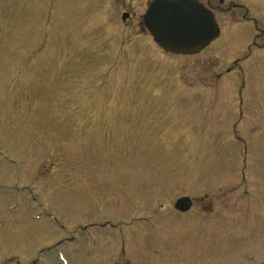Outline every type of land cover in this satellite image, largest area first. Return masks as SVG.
I'll list each match as a JSON object with an SVG mask.
<instances>
[{
	"label": "rangeland",
	"instance_id": "rangeland-1",
	"mask_svg": "<svg viewBox=\"0 0 264 264\" xmlns=\"http://www.w3.org/2000/svg\"><path fill=\"white\" fill-rule=\"evenodd\" d=\"M151 1L0 0V264L264 260V52L160 55Z\"/></svg>",
	"mask_w": 264,
	"mask_h": 264
},
{
	"label": "flooded vegetation",
	"instance_id": "flooded-vegetation-1",
	"mask_svg": "<svg viewBox=\"0 0 264 264\" xmlns=\"http://www.w3.org/2000/svg\"><path fill=\"white\" fill-rule=\"evenodd\" d=\"M197 4L204 6L206 9L211 11L214 14L218 27L220 29L219 37L213 42H220L223 45L228 46L229 49L234 50L235 52L246 51L248 54L241 58L242 61H247L251 54L264 52V18L253 13L254 9L262 10L264 8V0H247V3L242 0H190ZM212 43V44H213ZM159 48V47H158ZM162 50L161 48H159ZM164 53L166 51L162 50ZM239 62V60H237ZM240 139V138H239ZM241 142V139L239 140ZM245 145V144H244ZM244 145H241L245 147ZM245 155L243 160H245ZM243 165L241 171L242 178L247 177L246 170L248 169L246 162ZM193 202L191 200V206L186 211L190 212L193 208ZM176 209V208H175ZM177 210V209H176ZM211 211V208H210ZM184 212V211H180ZM210 214V213H209ZM212 217V215H210ZM213 223L215 227L212 228L215 232L216 227L221 231L225 232V229L228 228L229 220L226 217L219 219L218 217L213 218ZM230 226V225H229ZM201 227V226H200ZM205 228H203V232ZM222 242V240H224ZM229 236H221L219 238L212 237L210 235V240L207 243H213L212 248L215 250V257L213 260L218 261L219 263L225 261L229 258L228 250H217L225 245H231L229 241ZM216 241V244H215ZM207 245V244H206ZM198 255L205 253V250L196 248ZM225 250V251H224ZM227 251V252H226ZM205 257V256H204ZM203 257V259H204ZM242 264H264V260L257 258L252 254H246L241 257ZM201 261V259H199ZM202 262V261H201ZM204 262V261H203ZM245 262V263H244Z\"/></svg>",
	"mask_w": 264,
	"mask_h": 264
},
{
	"label": "water",
	"instance_id": "water-1",
	"mask_svg": "<svg viewBox=\"0 0 264 264\" xmlns=\"http://www.w3.org/2000/svg\"><path fill=\"white\" fill-rule=\"evenodd\" d=\"M144 22L154 41L167 52L176 54H197L219 36L214 15L188 0H155ZM190 206L189 198H182L176 204L180 211H187Z\"/></svg>",
	"mask_w": 264,
	"mask_h": 264
},
{
	"label": "bare ground",
	"instance_id": "bare-ground-1",
	"mask_svg": "<svg viewBox=\"0 0 264 264\" xmlns=\"http://www.w3.org/2000/svg\"><path fill=\"white\" fill-rule=\"evenodd\" d=\"M155 1V0H154ZM153 1V2H154ZM190 3H193V4H196L195 2H192V1H190V0H188ZM149 6L150 5H148V8H149ZM204 7V6H203ZM205 8V7H204ZM214 15V14H213ZM147 31V33H148V36H150V38H151V40H152V42H153V45L154 46H156L157 47V49L159 50V52L160 53H158V54H160L161 55V53L162 54H164V52L162 51V50H160L159 48H158V46H157V44H156V42L154 41V39H153V36H152V34L148 31V30H146ZM219 35H220V29H219ZM161 49H163V48H161ZM203 53V52H202ZM170 54H172V53H170ZM172 55H179V54H176V53H174V54H172ZM159 56V55H158ZM93 254H91V256H92Z\"/></svg>",
	"mask_w": 264,
	"mask_h": 264
}]
</instances>
